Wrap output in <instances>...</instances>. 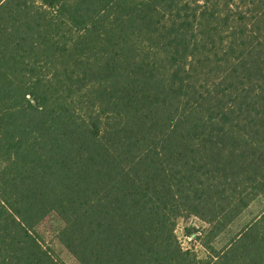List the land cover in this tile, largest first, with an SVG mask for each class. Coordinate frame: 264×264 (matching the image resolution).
<instances>
[{
  "label": "trees",
  "instance_id": "trees-1",
  "mask_svg": "<svg viewBox=\"0 0 264 264\" xmlns=\"http://www.w3.org/2000/svg\"><path fill=\"white\" fill-rule=\"evenodd\" d=\"M264 0H0V264H264ZM190 234L189 230H185Z\"/></svg>",
  "mask_w": 264,
  "mask_h": 264
},
{
  "label": "rangeland",
  "instance_id": "rangeland-1",
  "mask_svg": "<svg viewBox=\"0 0 264 264\" xmlns=\"http://www.w3.org/2000/svg\"><path fill=\"white\" fill-rule=\"evenodd\" d=\"M263 209L264 200L256 198L226 229L211 240L208 236L210 226L195 217L179 219L174 232L181 247L192 251L202 261L209 257L210 247L214 251L223 249L229 239L252 222ZM60 228L61 222L54 215H49L36 227L35 231L43 245L48 247L59 261L63 264H78L56 239V234ZM186 229L189 230L190 234H186Z\"/></svg>",
  "mask_w": 264,
  "mask_h": 264
}]
</instances>
